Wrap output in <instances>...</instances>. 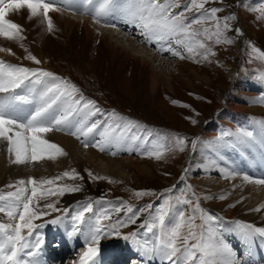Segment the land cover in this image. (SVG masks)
Segmentation results:
<instances>
[{"label": "rangeland", "instance_id": "1", "mask_svg": "<svg viewBox=\"0 0 264 264\" xmlns=\"http://www.w3.org/2000/svg\"><path fill=\"white\" fill-rule=\"evenodd\" d=\"M210 6L223 7L224 11L219 13L222 18L235 14L237 19L230 22L232 31L227 33L233 43L215 45L209 42V47L216 55L209 57L208 61H200L199 56L194 61L188 58V54L182 47L176 48L175 45L173 48L184 54L185 59L174 57L168 51H157L156 45L144 43V38L139 34V31L127 24L116 23L115 29L105 27L115 30L117 33L122 32L127 38H133L136 44L147 48L161 60V65H158L159 62L153 63L150 59L149 64H144L145 66H137L132 57V59H127L126 55L122 53L117 54L119 57L113 62L110 56L111 51L102 47L100 39L94 37L93 41H88L89 44L86 43L80 33L72 34L71 29L69 32L59 25V19L52 16L51 13L49 15L54 24V30L51 33L47 31L46 22L43 24L40 22V17L28 19L29 13L26 9L8 14L6 18L10 21L14 22L11 17L16 18L17 22L15 23L22 27V35L25 39L22 42L6 39L9 42V47L14 48L11 50L13 54L10 56L0 54V60L18 66L50 71L75 84L83 95L94 100L104 113L115 110L117 113L146 126L141 129L142 134L150 133L149 144L138 142L140 147H144L143 152L137 148L135 151H128L127 154L131 153L132 155H121V159L131 160L134 164L126 168L130 176L128 182H123L114 176L112 178V176L100 174L85 157L70 166L68 172L74 169L84 179L77 180L78 183H76V180L64 178L58 181V186L78 185L81 187V191L65 193L63 196H49L39 201L41 206L54 203L57 211L51 212L48 209H43L49 211V215L34 221V223L44 226L34 232L33 237L30 238V244L36 243L37 236L44 238L41 232H46L48 228L57 226L48 223L57 217L61 219L62 225L73 226L72 215L76 211L82 210L81 206L88 202H94V212L100 213L107 210L110 214L114 208L120 207L124 202L137 210L145 208L146 205H152L150 210L146 209L140 214V219L135 225L121 230L122 235L136 231L137 238L142 243L147 240L151 246V234L145 237L144 230L139 229L138 225L144 219L149 218V213L155 215L157 209L162 206H170L172 214L178 210L190 211L189 206L180 203L184 197L191 196V193L186 191L187 185H191L195 190L200 198L202 208L215 218L210 222V226L216 233L225 234L226 231L221 226L223 220L233 224L232 226L238 233L237 221L264 227V210L253 211L260 206V201L262 202L260 197H262L261 193L264 194V186L261 189L250 188L251 196L248 197V188L243 181L235 177V180L240 183L233 184L230 179L223 178L219 172L220 170L228 171V168L234 172L231 166L227 167L226 163L222 161L224 160L222 157L226 156L225 152L228 150V152L231 151L232 156L239 157L237 149L247 144L240 142L241 138L238 135L240 131L253 132L255 139L249 140L248 143L254 148L261 144L264 149V144L261 143L264 136H262L259 123H257L264 121V81L259 79V76L264 73V60L256 58V54L252 51L255 47L264 52V19L260 18L261 12L251 10L252 8H264V0H224L223 4L217 3ZM57 14L62 16L61 11ZM44 24L46 26H43ZM237 28L242 35L236 34L235 29ZM44 35H50L56 41L59 46L56 52L51 53L43 46ZM74 35L77 37L76 41L72 39ZM118 38L122 41L120 45L127 47L126 38ZM20 43H23V48L20 47ZM34 45L42 51L45 50L46 60L52 65V69L49 67L47 69L43 64L37 65L26 59L29 53L37 57L36 51L32 50ZM16 49L20 58L15 54ZM139 53L142 54V51L140 50ZM65 54L70 58L66 59ZM137 54L135 53L136 56H138ZM233 68L234 75L230 72ZM152 74L156 75L157 83L152 80ZM172 101H178L180 104H187L190 107L176 106ZM98 119L105 120L106 116H99ZM192 119L196 120L195 125L191 123ZM225 133L231 135H224ZM176 136L186 138L187 143L183 152L175 148ZM163 137L168 138L163 141L168 148L163 159L156 160L142 155L151 149L152 140H161ZM229 138L234 141L237 149L231 148V145L226 142ZM193 140L196 141L195 155L198 159L190 160ZM104 155L109 157L106 153ZM251 162L253 166L250 167L251 165L247 163L246 170H241L239 175L247 174L252 177L255 164L260 163L259 157H253ZM139 167L140 169H138ZM88 172L97 177H105V179L93 180L88 176ZM181 176H185V179L181 180ZM23 180L27 181L24 178ZM109 180L114 182L109 183ZM15 184L13 181H7L4 186L0 187V192L7 194L15 191V188L8 187ZM169 189L172 191H168ZM136 191H148L155 195L136 198L134 196ZM80 193L82 199L71 203L67 202L68 197ZM221 195L226 198L219 199ZM204 197H209V199H204ZM96 201L99 203H95ZM165 201L168 202V205H165ZM230 205L235 206L230 207ZM246 206L255 221L243 218L247 215ZM65 209L67 213H65ZM127 215L126 212H121L119 217L113 215L112 219H126ZM90 216L91 214H86V219ZM0 222L10 223L3 213H0ZM196 223L199 224L200 221L197 220ZM233 230H229L228 233L232 234L235 232ZM68 232H72V229L70 228ZM24 235H27L26 231ZM234 236L230 237L228 243L232 241V247L239 257L240 264H246L247 261H251L252 264H264V246L260 239L249 245L242 240L241 235L240 239L237 234ZM70 238L74 242L73 244H76L75 246L79 243L76 250L73 249V245H70L71 252L74 255L83 253L85 251L83 236L81 235L78 241L74 239V235ZM114 238L116 240L114 244H108L109 247L101 249V253L97 257L100 264L102 261V264H131L128 263V260L134 264L141 262L138 257L140 252L137 251L135 245L122 238ZM55 242H52L47 248L49 254H54L52 252L55 251L57 245V241ZM235 242L240 246L243 245L244 249L239 248ZM255 244L256 248L253 247ZM112 247H118L122 251L119 252L128 258L127 263L120 260L110 263V260L120 257L105 254V251ZM246 248L251 250L252 255H249V250ZM260 255H262V259ZM23 258L29 259L26 254ZM73 261L75 264H79L80 257L72 259L66 264ZM60 263L62 264L59 258L53 260V264ZM149 264H151L150 260ZM158 264H160L159 261Z\"/></svg>", "mask_w": 264, "mask_h": 264}, {"label": "snow or ice", "instance_id": "2", "mask_svg": "<svg viewBox=\"0 0 264 264\" xmlns=\"http://www.w3.org/2000/svg\"><path fill=\"white\" fill-rule=\"evenodd\" d=\"M62 2L68 4L71 0ZM93 2L94 0H87L88 4ZM217 3L223 4L224 0H96L91 15L94 23L114 29L117 26L109 23V18L119 17L124 24L139 31L144 43L156 45L157 51H168L174 57L185 59L184 54L173 48L175 45L176 48L182 47L188 58L194 61L197 56L200 61H208L209 57L216 55L209 47V42L215 45L233 43L227 33L232 31L230 22L237 19L235 14L222 18L219 13L223 12L224 8L210 6ZM24 9L29 13L28 19L40 17L42 22H46L47 31L50 33L54 30V24L49 14L61 11L57 0H0V37L17 42L25 39L22 27L6 18L11 12ZM251 10L261 12L260 18L264 19V8ZM235 31L237 35H242L238 28ZM20 47H24L23 43H20ZM252 51L256 58L264 60V52L255 47ZM0 52L13 54L10 48L2 46ZM26 59L37 65L41 64V61L30 53ZM259 79L264 81V73ZM172 103L180 107H190L178 101ZM98 115L106 116V119H93ZM191 123L195 125L196 120L192 119ZM257 123L264 136V121ZM144 128L146 126L115 110L104 113L96 102L86 98L75 84L50 71L0 60V142L7 144L6 151L10 163H39L43 160L55 161L66 156L67 153L62 147L45 138L53 131L74 137L84 148L93 147L99 152L108 151L112 156H116L121 150L131 152L138 142L149 144L150 133L140 134L139 131ZM238 135L241 143L255 139L251 131L242 130ZM167 139L163 137L161 140H152L151 149L142 155L156 160L163 159L168 150L163 141ZM186 143V138L175 137L177 150L183 152ZM261 143L264 144V139ZM192 147H196L195 140L192 141ZM221 175L225 179H233L239 174L224 171ZM88 176L93 180L105 179L94 176L91 172H88ZM64 178L84 179L73 169L51 179H22L15 185L8 186L15 188V191L7 194L0 192V213L10 221L0 222V264H40L37 257L44 241L42 237L37 236L36 243L30 244V238L44 225L34 221L49 215V211L43 209L51 212L57 209L54 203L41 206L39 201L49 196H63L65 193L81 191L78 185L58 186V181ZM184 179L185 176H181V180ZM242 180L247 184L264 186V179H252L247 174L242 175ZM186 191L191 193V196L184 197L180 203L189 206L190 211L178 210L172 214L170 206H162L157 209L155 215L149 213V218L138 225L139 229L144 230L145 237L151 234V246L147 240L142 243L137 238L136 231L123 235L121 233L123 228L135 225L140 219V214L152 208L151 204L137 210L122 202L111 214L107 210L94 212V202L82 205V210L76 211L71 217L73 226L72 232L69 233V237L80 233L85 241V251L80 256L79 264H100L97 257L101 253V241L113 237L130 241L138 252L151 260H158L160 264H240L235 249L210 226V222L215 218L202 208L195 190L191 185H187ZM149 195L155 193L134 192L136 198ZM225 198L223 195L219 197L221 200ZM165 205H168L167 201ZM262 209L264 205L256 207L253 211L260 212ZM64 211L67 213L66 209ZM121 212L128 214L126 219H112L113 215L119 217ZM86 214L91 216L86 219ZM197 220L200 221L199 224L196 223ZM61 222L59 217L48 221L52 225H59ZM81 225L84 226L83 229ZM236 228L242 240L249 245L257 239L264 243V227L237 221ZM25 231L27 235H24ZM25 254L29 259L23 258ZM246 264L252 262L247 261Z\"/></svg>", "mask_w": 264, "mask_h": 264}, {"label": "bare ground", "instance_id": "3", "mask_svg": "<svg viewBox=\"0 0 264 264\" xmlns=\"http://www.w3.org/2000/svg\"><path fill=\"white\" fill-rule=\"evenodd\" d=\"M57 6L61 8L62 16L60 17L57 14V12H53L51 13V15L59 19L58 21L59 25H62L66 31H69V32L72 31V34L77 35V33H80V35L82 36V38L85 40L86 43L88 41H93L92 39H94V37H96L97 39H100L102 41L101 43L102 47L108 48L111 51L110 56L112 57L113 62H115L116 61L115 59L119 57V56L117 57V54L122 53L126 55L127 59L132 57L137 66H141L144 64L148 65L149 64L148 62L150 59L152 60L153 63L159 62L158 65H161L160 64L161 60L157 58L156 55L154 56L153 53L147 50V48L141 47L140 45L136 44V41L133 38L132 39L127 38L125 34L122 32L117 33L115 30L113 31L109 28H105L101 26V24L94 23L91 13L94 10V7L96 6V0H94L93 4H88L87 0H71V3H68V4L63 3L62 0H57ZM11 19L14 20V23L17 22L16 18L11 17ZM40 22L42 24L45 23V22H42V20ZM109 22H112L113 24L118 23L120 25L124 24L119 17H116L115 19L109 18ZM43 26H46V25L44 24ZM75 35L72 37L74 41H76L77 39ZM35 37H36V34H35ZM118 37H122L124 39L126 38L125 42L126 44H128L127 47L126 45H123V46L120 45V42L122 41ZM42 43H43V46H45L46 49L50 51L51 53L56 52L59 48L56 41L50 35L49 36L44 35L42 39ZM0 46L5 47V48L9 47V42L6 39H3L2 37H0ZM9 48L11 50L14 49L13 47H9ZM32 50L36 51L38 59L41 61V64H43L45 68L47 69L53 68L52 65H50L48 61L46 60L45 50L42 51L39 49V47H36L35 45H34V49ZM140 50L142 51V54L139 53ZM17 52L18 50L16 49L15 54L18 56V58H20ZM135 53H138L137 54L138 56H136ZM0 54L2 56H10V54L5 53V52H0ZM65 58L69 59L70 56H66ZM230 72L232 75H234L235 74L234 68L231 69ZM152 76H153L152 80L157 83L156 75L152 74ZM98 118H99V115L94 117L93 119L99 120ZM103 120L104 119H101V121ZM140 134H142L141 129H140ZM45 138L48 139L50 142L56 143L57 145L62 147L64 151L67 153V155L63 157H59L55 161L43 160L39 163H29V164L17 165V164L9 162V156L6 151V147H7L6 142H0V187L4 186V184L7 181H13L14 183H16L17 181L22 180L23 178L28 180L31 177V178H36L38 180V178L39 179L41 178L51 179V178L60 176L65 171H68L70 169V166H72L75 162L82 159L83 157H85L91 163L90 165H92L100 174L112 176V178L113 176L120 178L123 182H128L130 180V176L128 174V171H126V168L129 167V165L131 164L134 165V164L131 162V160L126 161V160L121 159V155H132L131 153L127 154L128 151L121 150V151H118L116 156H112L111 154H109L108 151L102 153L93 147L84 148L82 144L80 143V141L76 140L74 137L70 135H66L62 132H57V131L48 133ZM226 142H228L231 145V148L237 149L236 144L231 138L226 140ZM133 148H134L133 151H135L137 148H140L139 151H142V152L144 151V147H140L138 143L137 145H134ZM111 150L116 151V149H111ZM139 151L138 153H140ZM196 151H197V146L195 147V149H193L192 147V151L190 154V160L198 159L196 158V155H195ZM228 151L225 152L226 156L222 157V159H224L222 161L226 163L227 167L231 166L232 170H234V173H238V174L246 170L247 163L251 165L252 163L251 161L253 157L254 158L259 157L260 163L255 164L254 169L252 171L253 174L251 178L252 179H262V178L264 179V149L262 148L261 144H259L258 146H256V148H254L251 144L247 142V144H245L242 148L237 149V153L239 154V157L232 156V154L230 153L231 151L230 152ZM105 153L108 154L109 157H106L104 155ZM249 158L251 159V161ZM252 166L253 164L250 167ZM138 169H140V167ZM228 171H230L229 168H228ZM219 172L222 173L223 171L220 170ZM235 177H238V180L243 181L242 175H236ZM238 180H235V178L230 179V181H232L233 184L240 183V181L237 182ZM76 183H78L77 180H76ZM244 185L248 188L247 190L249 193L248 197L251 196V193L249 192L250 188L255 187V188L261 189L262 187V186H257L255 184H247L245 182H244ZM261 195L262 197H260V200H262V202L260 201V205H264V199H263L264 194L261 193ZM82 198L83 197L81 193L76 194V195H71L70 197L67 198V202L71 203V202H74ZM245 211L247 212V215L244 216L243 218L244 219L248 218L251 221H255L251 217L252 214L249 213L248 206H246ZM69 225L67 226L62 225V222H61L60 225H57L52 228H48L46 232H41L42 236H44L43 238L44 242H43L42 247L39 250V256L37 257L40 264H53V260L56 258H59L62 264H66V262H69L72 259L75 260L76 258L81 256V253H82L81 251H80L81 253L74 255V253L71 252L72 250H70L69 248L70 245H73L72 247L74 250H76L77 247H79L78 246L79 243H77V246H75L76 244L74 245L73 244L74 242L69 237L68 231L70 228L72 229V226L70 227ZM232 225L233 224L227 223L225 220H223V223L221 224V226L226 232L224 235H221L219 233H217V235L222 236L223 239L226 240L227 242L230 240V237L232 236L235 237L234 235L236 234L237 236H239L238 239H240L239 233L235 231ZM83 228L84 226L81 225V229ZM229 230H233L235 232H233L232 234H229L228 233ZM80 237H81L80 233H76L74 235V239L76 241H78ZM55 241H57V245H56L55 251L52 252L54 253L52 255V254H49V250H47V248L49 247L50 244H52V242L56 243ZM115 242H116L115 238L114 239L110 238L109 240L104 239L101 241L100 248L104 249L106 247H109L108 244H114ZM229 244L232 246V241L229 242ZM236 244L239 248L241 247L242 250L244 249L243 245L240 246V244L239 245L238 243ZM262 244L264 246V243ZM253 247L256 248V244L255 246L253 245ZM246 249L249 250V255H252L251 250L249 248H246ZM138 257L139 259H141V262H140L141 264H149V260L151 261V264H158V260H151L149 259L148 256H145L141 252L138 253ZM101 258L103 257L101 256ZM246 261H247V258H246ZM70 264H75V263L73 261V262H70Z\"/></svg>", "mask_w": 264, "mask_h": 264}]
</instances>
